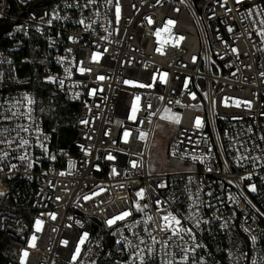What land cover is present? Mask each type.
Returning <instances> with one entry per match:
<instances>
[{
  "label": "built area",
  "instance_id": "2783aa9c",
  "mask_svg": "<svg viewBox=\"0 0 264 264\" xmlns=\"http://www.w3.org/2000/svg\"><path fill=\"white\" fill-rule=\"evenodd\" d=\"M262 21L264 0H0L10 264H264ZM161 125L184 168L150 169Z\"/></svg>",
  "mask_w": 264,
  "mask_h": 264
},
{
  "label": "rangeland",
  "instance_id": "374dc122",
  "mask_svg": "<svg viewBox=\"0 0 264 264\" xmlns=\"http://www.w3.org/2000/svg\"><path fill=\"white\" fill-rule=\"evenodd\" d=\"M165 117H169L171 121L175 119V117H179L180 115L177 113L167 114ZM175 123V122H174ZM177 124V123H176ZM178 130L176 125H161L159 126L157 132L154 135L152 146L149 152V166L150 169L164 168V169H181L184 168L185 165L178 160L170 159L167 154V139L170 134L175 133Z\"/></svg>",
  "mask_w": 264,
  "mask_h": 264
},
{
  "label": "snow or ice",
  "instance_id": "6c2138e0",
  "mask_svg": "<svg viewBox=\"0 0 264 264\" xmlns=\"http://www.w3.org/2000/svg\"><path fill=\"white\" fill-rule=\"evenodd\" d=\"M236 2H237V3H240L241 0H236ZM117 16H119V8H117ZM151 22H152V21L150 20L149 23H151ZM175 23H176V21H173V20H169V21H168V24H175ZM262 23H264V21H262ZM165 30H167V29H165ZM229 30L231 31V29H229ZM156 34L159 35V32H157ZM177 39H178V40H182V39H184V37H178ZM157 51H161V49L158 48ZM232 51L235 52L236 49H232ZM93 59L96 60V61H98V60H99V56H94ZM80 71H81V72H84L85 69L81 68ZM88 71H90V69H88ZM99 79L103 80L104 77L101 76V77H99ZM62 83H63V81H61V84H62ZM126 83H131V82H126ZM140 86H141V87H144V85H140ZM193 98H195L194 95H193ZM138 99H139V97H137V100H138ZM134 112H135V107H134ZM132 118H134V116H133ZM163 118H164V119H168L169 117H163ZM173 122H175V123H179V122H180V121H179V117H175V119L173 120ZM85 123H86V121H85ZM199 125H200V121H199V119H198V120H197V126H199ZM127 135H128V133H125V136H127ZM144 135H146V134H144ZM24 143L26 144L27 141H24ZM24 158H25V157H21V159H24ZM108 158H109V159H112L111 156H109ZM133 166H135V165H133ZM61 174H63V173H61ZM161 186H163V185H161ZM251 190H252V191H255V187L253 186ZM137 195H138V196H142V195H143V192L141 191L140 193H137ZM128 215H130V213H128V212H124V213H122L120 216H116V217H113L112 219L108 220L107 223H108L109 225H112L113 223H115L116 220L123 219L124 217H126V216H128ZM52 218L55 219V216L53 215ZM149 219H151V217H149ZM163 219H164V221L167 222V221L169 220V217H168V216H165V217H163ZM173 219H174V218H173ZM175 223H176L177 225H179V224H180V221H179V220H176ZM41 224H42V221H40V220H37V221H36V231H40V230H41V228H40V225H41ZM189 231H190V230H189ZM173 234H175V230H173ZM86 235H87V234H85V236H86ZM35 239H36V237L33 236V237H32L33 244L31 245L32 247L35 246V244H34ZM252 239L255 240V237H253ZM64 243L67 244V241H65ZM81 243H83V240H81ZM118 243H119V242H118ZM79 252H80V249H79V247H77V248H76V251H75V253H74L73 257H72L73 260H75V259L77 258V256L79 255ZM23 255L26 257V256L28 255L27 251H25Z\"/></svg>",
  "mask_w": 264,
  "mask_h": 264
},
{
  "label": "trees",
  "instance_id": "16d2710c",
  "mask_svg": "<svg viewBox=\"0 0 264 264\" xmlns=\"http://www.w3.org/2000/svg\"><path fill=\"white\" fill-rule=\"evenodd\" d=\"M61 129V130H60ZM66 130L68 133V138H71V134H73V130L67 127H61L57 130V133L55 136L62 137V131ZM67 138V139H68ZM66 140H61V145L67 147L69 145V141ZM16 251V246H15V238L11 237L5 233L0 232V264H10L14 254Z\"/></svg>",
  "mask_w": 264,
  "mask_h": 264
},
{
  "label": "water",
  "instance_id": "95a60500",
  "mask_svg": "<svg viewBox=\"0 0 264 264\" xmlns=\"http://www.w3.org/2000/svg\"><path fill=\"white\" fill-rule=\"evenodd\" d=\"M3 31H0V36L2 35Z\"/></svg>",
  "mask_w": 264,
  "mask_h": 264
}]
</instances>
